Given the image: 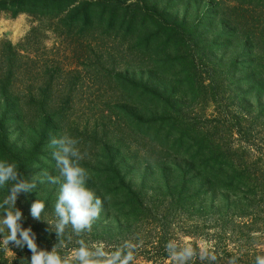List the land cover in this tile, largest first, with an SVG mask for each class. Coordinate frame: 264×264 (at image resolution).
I'll return each instance as SVG.
<instances>
[{
  "label": "trees",
  "instance_id": "16d2710c",
  "mask_svg": "<svg viewBox=\"0 0 264 264\" xmlns=\"http://www.w3.org/2000/svg\"><path fill=\"white\" fill-rule=\"evenodd\" d=\"M149 4L150 0H0V14L15 18L27 13L33 21L42 22L41 31L55 36L56 51L66 57L70 55L78 68L88 69V56L100 53L102 47L108 59L111 53L112 64L117 59L116 67L122 71L145 73L149 56H154L173 39L171 27L164 23L165 7L152 13L157 7ZM149 12L153 15H147ZM216 16L220 18L218 13ZM149 27L151 32L141 33ZM91 28L100 30V40L88 36ZM137 33L142 34V41L137 40ZM183 36H179L181 42ZM106 39H120L122 48L125 46L124 54L130 51L129 54L135 57L129 60L123 53L116 57L112 51L114 47ZM135 39L136 43L132 44ZM21 52L17 47L0 56V109H3L0 113V160L14 164L16 173L15 179L10 178L0 187V264H31L32 256L40 252H55L63 258L79 247V241L88 245L103 242L108 251L116 248L133 251L136 259L132 264H171L166 246L173 240L178 245L177 250L190 243L196 251L195 257L185 264H229L232 257H238L236 264H255L257 255L264 256V143L256 145L254 141H248L246 148L250 151V159L245 155L235 159L228 165L233 169L228 173L226 162H222L234 151L233 143L195 141L196 135L191 129L179 131L183 140L188 134L194 135L193 139L189 138L193 143L188 147L182 145L181 140L174 145L168 140L163 141L164 127L160 125L171 113L166 115L164 111L152 108L153 103L147 97H135L134 80L119 74L123 80H119L120 95L116 102L122 105L114 113L91 114L92 117L101 116L109 128L116 129H108L103 135L114 134L111 142L101 144L100 154L106 159L100 160L96 156L98 162H93L89 156L93 152L96 154V148L93 149L98 139L96 132L88 133L84 123L79 124L84 114H76L69 107V96L60 97L56 91L48 92L58 69L53 67L55 64H50L49 70H45L51 55L42 53L46 58L40 60L36 49H29L24 56ZM132 60L137 63L133 64ZM41 62L45 64L44 71L39 70ZM12 63L18 64L14 76L10 72ZM67 69L62 67L61 75ZM103 69V75L108 78L109 72ZM92 73L83 76L81 70L74 77L59 80L56 87L61 91L73 88L79 82H87L88 74L94 86L98 78L93 79ZM242 83L253 92L263 87L259 81L250 78ZM39 89L37 94L34 90ZM9 116L13 117L15 132L20 137L15 142L8 141L9 133L1 131ZM27 134L30 138L22 142ZM70 141L74 143L69 145ZM61 142L76 152L75 156L69 153L68 158L74 166L84 170L85 187L102 201L101 213L93 220L92 227L79 233L70 221L60 231L62 217L56 211L60 196L57 188L66 182L56 160V156L64 155ZM185 148L186 156L194 152L188 160L180 158ZM219 150L222 154L217 158ZM253 153L259 157L255 158ZM48 154H52L48 164L41 163L35 171L31 169L36 160L48 157ZM177 160H181L182 167L174 174L169 162ZM198 164L202 166L197 167ZM139 169L143 177L139 187L133 188L126 179ZM41 172L48 176L32 181V176ZM160 181H163L164 191L154 194L160 204L152 206V211L146 201L149 192L146 186L148 182L155 185ZM17 184L25 187L15 193L13 201L10 197ZM52 184L54 189H49ZM111 184L114 187L109 190ZM112 199L117 201L116 210L101 219ZM37 202L43 203L44 207L39 216L34 217L31 209ZM16 211L21 213L16 239L4 245L10 229L2 221L8 212L14 214ZM151 216L159 217L160 223L152 221ZM23 231H28L36 245L35 253L23 239ZM182 238L189 242H183ZM201 241L211 245L210 251L217 256L216 260L200 259L198 246ZM9 250L15 254L11 261L6 258Z\"/></svg>",
  "mask_w": 264,
  "mask_h": 264
},
{
  "label": "rangeland",
  "instance_id": "374dc122",
  "mask_svg": "<svg viewBox=\"0 0 264 264\" xmlns=\"http://www.w3.org/2000/svg\"><path fill=\"white\" fill-rule=\"evenodd\" d=\"M151 4L157 7V10L151 11L152 13L165 7L164 23L171 27L170 36L173 39L164 48L156 51L154 56H149L150 62L145 73L141 70L135 73L133 70L122 71L116 67L117 59L112 64L111 53L108 59L102 47L100 53H91L88 56L90 66L88 69L78 68L70 55L66 57L65 54L56 51L55 36L51 32L41 31L40 27L43 23L33 21L27 13H21L15 18H11L8 14H0V56L7 55L11 49L17 47H20L23 56L29 49L32 51L36 49L40 60L46 58L42 53L51 55L45 70H49L47 67H51L50 64H55L53 67L57 66L58 69L50 83L52 89L48 92L56 91L60 97L69 96L71 98L69 107L76 114L79 112L84 114V119L80 117L81 122L78 123H84L88 133L96 132L97 144L96 146L92 144L93 149L96 148V154L93 152L89 156L93 158V162H98L96 156L100 160L106 159L101 157L100 150L103 147L101 144L111 142L114 134L103 135L114 127L109 128L106 119H102L101 116L92 117L91 114H102L105 111L114 113L122 105L116 102L120 95L119 80H123L119 74L130 81L134 80L137 95L135 97L139 99L147 97L153 103L152 108L164 111L166 115L171 113V116L169 115L160 125L164 127L163 141L168 140L170 145H174L181 140L183 142L181 144L188 147L193 143L189 138L193 139L194 135L188 134L189 136H185L183 140L181 133L191 129L196 135L195 141L233 143L234 151L223 162L222 158L218 159L220 163L226 162L227 166L231 165L235 159H241L243 155L250 159V151L246 148L247 142L254 141L256 145L264 143V0H150L149 6ZM216 13L220 18H217ZM147 15L153 14L149 12ZM156 20L159 21V18ZM142 30L141 33L152 31L150 27ZM89 31L88 36L92 39H101L100 30L91 28ZM141 33H137V40L142 41ZM176 35H184L181 38L182 42ZM107 41L114 47L111 49L116 53V57L118 53H123L124 58L129 60L135 57L134 54L130 55V51L124 54L122 49L125 46L122 48L120 39ZM131 43L135 44L136 39ZM144 59L147 60V56ZM132 63L137 62L132 60ZM44 65L41 62L39 70L44 71L42 70ZM10 67V72L14 76L18 64L12 63ZM62 67H68L63 75L60 73ZM102 67L109 72L108 78L103 75ZM74 69L77 73L82 70L83 76L87 72H93V79L98 78V81L93 86L88 74L87 82H79L77 86L67 87L61 91L56 87L60 84L59 80L76 76L77 73L72 71ZM247 78L259 81L263 87L251 91L247 84L242 83ZM14 87L16 88L15 85ZM34 91L40 93V89ZM2 110L1 108L0 113ZM12 119L11 116L6 118L1 131L9 133L6 137L8 141L15 142L20 137L15 132ZM165 135L167 138L164 137ZM29 138L27 134L22 142ZM83 140L85 141V138H82ZM88 144L91 145L89 142ZM185 150L186 148L180 154L181 159L188 160L194 156V152L186 156ZM221 154V150L216 152V155H219L217 158ZM48 155L36 160L31 169L35 171L41 163L48 164L52 160V154ZM254 157L259 156L254 154ZM180 165L181 160L169 162L174 174L180 172L182 167ZM199 166L202 164H198L197 167ZM231 170L233 169L228 166L226 171L231 173ZM131 174L126 182L133 188H138L143 177L142 170L139 169ZM46 176H48L46 172L36 173L32 176V181ZM154 184L158 188L150 182L146 186V190L149 191L146 201L152 211V206L156 207L160 204L155 198L156 193L162 194L164 191L163 181ZM113 185L111 184L109 190L113 189ZM49 189H54L53 184ZM61 189L62 187L57 188L58 194H61ZM115 203L117 201L112 199L109 208L100 216L101 219L116 210ZM159 212L165 213L162 209H159ZM150 218L154 222L161 221L157 216ZM181 240L189 242L187 238ZM6 258L11 261L15 258V254L9 250L6 252Z\"/></svg>",
  "mask_w": 264,
  "mask_h": 264
},
{
  "label": "clouds",
  "instance_id": "9594fccd",
  "mask_svg": "<svg viewBox=\"0 0 264 264\" xmlns=\"http://www.w3.org/2000/svg\"><path fill=\"white\" fill-rule=\"evenodd\" d=\"M68 143L70 145L74 142L70 141ZM61 145V151L64 155L56 156V160L66 182L62 185L61 194L56 204V211L62 217L60 231L63 230V225L70 221L73 228L79 233L92 227L93 220L98 218L101 213L102 201L85 187L83 179L84 170L74 166L68 158L69 153L75 156L76 152L63 142H61ZM14 168V164L0 160V187L9 181L10 178L15 179L16 173ZM24 187L23 184L15 185L12 189L13 195L10 199L14 201L15 193ZM4 202L7 203L8 201L5 200ZM43 207V203H35L31 209L32 215L34 217L39 216ZM20 216L21 213L19 211H16L14 214L8 212L6 219L2 221L10 229V235L3 241L4 245H8L9 241L16 239L18 230L17 220ZM21 235L27 241L29 249L35 253L36 245L29 238L28 231H23ZM78 245L79 247L73 248L63 258L55 252L52 254H46L44 252L34 254L31 264H132L136 259L135 252H125L124 248H116L115 250L108 251L103 242L88 245L83 241H79ZM125 247H130V245H125ZM166 247L169 253L168 259L171 261V264H185L186 261L193 259L196 255V251L190 243L183 244L177 250L178 245L173 240ZM210 248V244H206L203 241L199 243L198 249L201 260L205 257L211 260L217 259V256L210 251ZM237 259L238 257L230 258L229 264H236ZM255 264H264V256L257 255L255 257Z\"/></svg>",
  "mask_w": 264,
  "mask_h": 264
}]
</instances>
